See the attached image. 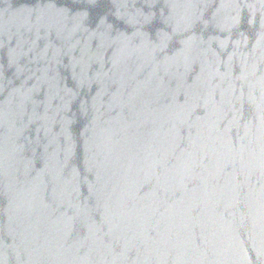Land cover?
Masks as SVG:
<instances>
[{
  "label": "water",
  "instance_id": "water-1",
  "mask_svg": "<svg viewBox=\"0 0 264 264\" xmlns=\"http://www.w3.org/2000/svg\"><path fill=\"white\" fill-rule=\"evenodd\" d=\"M0 264H264V0H0Z\"/></svg>",
  "mask_w": 264,
  "mask_h": 264
}]
</instances>
